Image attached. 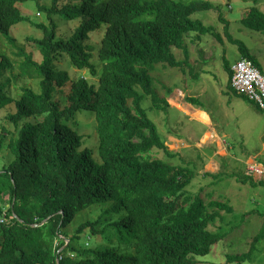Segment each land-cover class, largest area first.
<instances>
[{
	"label": "trees",
	"instance_id": "1",
	"mask_svg": "<svg viewBox=\"0 0 264 264\" xmlns=\"http://www.w3.org/2000/svg\"><path fill=\"white\" fill-rule=\"evenodd\" d=\"M29 2L37 0H0V79L16 66L39 82L19 97L9 89L11 78L0 82V111L15 106L7 117L17 129L7 146L9 162L0 168V264H197L195 257L207 256L221 239L210 227L233 209L187 192L196 167L168 149L142 101L169 107L153 90L149 70L157 63L180 68L172 50L188 56L187 36L211 34L222 42L203 17L193 16L218 7L210 0H50L38 6L49 25L34 23L43 37L27 39L38 48L37 61L12 35L29 21L19 9ZM254 4L240 22L264 32V12ZM101 28L93 59L86 41ZM3 39L16 47L19 61L6 53ZM227 39L237 46L236 62L245 58L260 70L243 42ZM64 64L87 77L71 81ZM232 64L224 61L229 82ZM67 82L62 107L54 95ZM89 111L96 122L93 150L74 127L76 115ZM237 180L264 186L247 176ZM258 241L228 260H251Z\"/></svg>",
	"mask_w": 264,
	"mask_h": 264
},
{
	"label": "rangeland",
	"instance_id": "2",
	"mask_svg": "<svg viewBox=\"0 0 264 264\" xmlns=\"http://www.w3.org/2000/svg\"><path fill=\"white\" fill-rule=\"evenodd\" d=\"M190 2L191 0H186ZM218 10L202 11L194 14L203 19L206 26L213 28L214 33L219 36L222 42L217 40L216 36L206 34L199 36L191 34L186 37V45L189 55L181 50H172L175 58L183 62L180 68H171L165 64L157 63L149 70L153 82V90L160 98L164 97L171 104H187L193 108L204 109L211 117L213 123L224 130L228 134L221 139L230 146V154L226 159L219 163L220 171L212 176H207L203 172V160H209L212 152L209 148H204L199 153L194 149L195 143L199 142L202 133L207 127L197 120H192L188 115L176 108L167 107L165 109H155L150 107V98L144 97L142 107L146 110L150 120L156 125L158 133L164 140L168 135L176 136L186 140L192 147L194 152L193 158H186L185 162H191L196 167L197 176L186 188L190 194L199 195L205 202L210 200L209 196L222 202H227L233 209L232 213L221 212L216 219L214 225L210 227V231L217 232L221 235L220 241L213 246L207 256L195 257L197 264H264V186L259 184L251 185L249 182L237 180L243 179L244 176L254 178L246 171L248 168L247 160L252 158L257 164L264 167V122L259 118L256 121L255 129L243 125V133H235L236 126L230 114L226 116L227 110L224 104L231 98L232 102L238 97L229 94L226 96L223 91L226 90L227 71L224 68V61L235 63L238 59V49L236 45L230 44L227 34L233 38L243 42L249 49L250 53L259 61L260 71L264 75V32H255L249 30L241 24L240 20L245 16L248 9L255 6L254 0H210ZM50 5V0H37V2H29L19 7L21 13L28 17L29 21L25 22L12 31L15 39V45L23 47L27 52L32 53L37 61L41 60V55L36 48V44L27 39H40L43 37V31L37 28L34 23L49 25V21L45 15L38 12V6ZM257 6L264 11V0H258ZM246 9V10H245ZM221 18L227 22V27ZM62 21L58 22V31L61 32ZM73 29V28H70ZM69 31V28L66 29ZM65 32V29H62ZM104 28L97 32H91L86 41V45L90 47L93 59L97 58V51L102 39ZM5 51L12 60L19 61V57L15 55L17 49L9 44L5 39ZM62 68H66L70 80L76 79L79 75L87 77L85 72H76L74 69L67 67L65 64ZM5 77L11 78L9 89L15 97H19L23 87L38 89L37 79H28L20 75V70L15 66L12 72L5 71ZM12 75L15 77L12 78ZM5 77L0 79L5 80ZM70 83L67 82L61 88V92H56L54 99L60 103L62 107L68 105L67 96L70 92ZM169 92V93H168ZM193 97L196 104L192 105L185 102L184 98ZM242 99V98H239ZM201 106V107H197ZM15 112V106L9 105L0 111V168L9 162L8 144L12 137L17 136V129L8 120V115ZM230 112V107H229ZM264 115V114H263ZM258 117H261L258 115ZM35 121V119H32ZM78 123L74 125L75 129L81 135H84L86 145L91 150L95 147V117L89 112L79 113L75 118ZM74 120V121H75ZM73 122V121H72ZM5 130V131H3ZM223 134V133H219ZM182 151L179 152L182 156ZM199 157H198V156ZM153 157H160V154L153 153ZM201 160V158H204ZM232 160V161H230ZM179 163V162H177ZM264 181V177L261 178ZM188 194V197H192ZM195 196H193L194 198ZM6 202L9 201L5 196ZM88 218H95L96 214H84ZM261 233V235H259ZM256 238L255 252L251 260L244 262H230L231 256L245 254L249 251L252 243Z\"/></svg>",
	"mask_w": 264,
	"mask_h": 264
},
{
	"label": "crops",
	"instance_id": "3",
	"mask_svg": "<svg viewBox=\"0 0 264 264\" xmlns=\"http://www.w3.org/2000/svg\"><path fill=\"white\" fill-rule=\"evenodd\" d=\"M244 12L246 13V11ZM229 83L230 82H229V76H228L226 90L223 91V93L226 96H228L229 94L234 95L238 97V99H234V102H232V99L230 98L228 102L224 104V109L227 110L226 116L230 114L233 118V122L236 126V129L234 130L235 133H243V125L245 123H246V127L248 126L249 129H251V127H254L253 129H255L256 121L259 118L264 122V115H263L264 111L258 109L257 106L251 101L249 100L247 101L244 97H241L240 94H236L230 88ZM239 98H242V99H239ZM166 101L168 102L170 108L178 109L179 111L188 115L190 119L197 120L201 124L207 127V130H205L200 136L199 142L195 143L196 147H194V149L198 152L199 156H200L199 154L200 152L204 154V152L202 151L204 148H209L211 150L212 155L210 156L209 160H203L205 159V157L201 158V160L204 161L202 163L203 172L207 176L217 174L221 170L219 163L223 159L225 160L226 157L230 154L229 152L230 146L227 145L226 142L221 139L222 137L228 136V134L224 132L222 128L218 127L216 123H213L210 115L204 109L193 108L187 104H177V103L171 104L170 101L167 99ZM197 107H201V106H197ZM229 107H230V112H229ZM258 115H260L261 117H258ZM219 133H223V134H219ZM165 141H166L165 144L170 151L179 152L180 149H185L186 151H182V158H184L185 160L193 158L192 156L194 155V152L189 151L190 147L192 146L188 142H186V140L182 138H178L176 136L168 135ZM263 148H264V143L262 146V150ZM247 163L250 165L252 163L255 164L256 162H254L252 158H250L247 160ZM257 165L263 167L261 164H257ZM246 171L248 170L246 169Z\"/></svg>",
	"mask_w": 264,
	"mask_h": 264
},
{
	"label": "built area",
	"instance_id": "4",
	"mask_svg": "<svg viewBox=\"0 0 264 264\" xmlns=\"http://www.w3.org/2000/svg\"><path fill=\"white\" fill-rule=\"evenodd\" d=\"M230 70L231 89L237 94L244 95L260 110L264 111V75L251 61L245 58H241L232 64ZM247 170L254 178L261 180L264 177V167L256 163L248 165Z\"/></svg>",
	"mask_w": 264,
	"mask_h": 264
},
{
	"label": "bare ground",
	"instance_id": "5",
	"mask_svg": "<svg viewBox=\"0 0 264 264\" xmlns=\"http://www.w3.org/2000/svg\"><path fill=\"white\" fill-rule=\"evenodd\" d=\"M260 71V70H259ZM205 138H206V136H205ZM205 138H204V140H205Z\"/></svg>",
	"mask_w": 264,
	"mask_h": 264
},
{
	"label": "clouds",
	"instance_id": "6",
	"mask_svg": "<svg viewBox=\"0 0 264 264\" xmlns=\"http://www.w3.org/2000/svg\"><path fill=\"white\" fill-rule=\"evenodd\" d=\"M262 180V179H261ZM256 181H259V180H256Z\"/></svg>",
	"mask_w": 264,
	"mask_h": 264
}]
</instances>
